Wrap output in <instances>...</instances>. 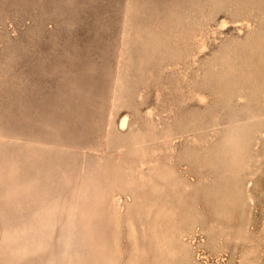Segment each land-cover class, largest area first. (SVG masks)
Listing matches in <instances>:
<instances>
[{
    "label": "rangeland",
    "instance_id": "obj_1",
    "mask_svg": "<svg viewBox=\"0 0 264 264\" xmlns=\"http://www.w3.org/2000/svg\"><path fill=\"white\" fill-rule=\"evenodd\" d=\"M0 264H264V0H0Z\"/></svg>",
    "mask_w": 264,
    "mask_h": 264
}]
</instances>
